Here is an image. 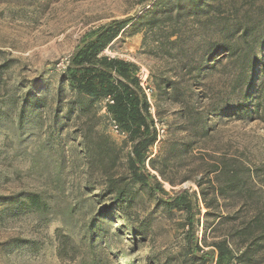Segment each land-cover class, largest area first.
Here are the masks:
<instances>
[{
	"label": "rangeland",
	"instance_id": "rangeland-1",
	"mask_svg": "<svg viewBox=\"0 0 264 264\" xmlns=\"http://www.w3.org/2000/svg\"><path fill=\"white\" fill-rule=\"evenodd\" d=\"M147 1L0 2V264H180L185 212L168 215L135 185L130 213L116 206L86 149V120L76 116L62 83L86 33L144 12ZM206 2L199 17L186 19L181 64L160 49L153 53L154 38L131 29L104 53L134 63L152 86L151 112L160 129L152 157L163 174L149 169L170 195H198L202 214H210L199 217L209 250L255 209L245 196L220 195L222 164L232 172L241 167L255 198L264 201V123L255 115L264 83V0ZM247 27L259 40L256 64L247 71L249 83L236 87L239 68L227 47ZM163 80L188 91L185 105L164 94ZM98 118L96 130L121 147L125 135L111 130L104 108ZM127 152L123 147L124 163ZM116 175L125 176L126 167ZM32 194L42 197L45 212L23 206Z\"/></svg>",
	"mask_w": 264,
	"mask_h": 264
},
{
	"label": "trees",
	"instance_id": "trees-1",
	"mask_svg": "<svg viewBox=\"0 0 264 264\" xmlns=\"http://www.w3.org/2000/svg\"><path fill=\"white\" fill-rule=\"evenodd\" d=\"M6 1L10 0H0ZM206 8H209L206 0H149L144 12L110 20L79 40L62 75V83L69 91V102L76 116L86 120L88 127L83 131L86 149L95 167L107 178V187L114 196L116 206L130 213L132 200L135 199V185L155 197L157 207H162L168 215L175 210L185 212L186 244L183 254L179 256L180 264H264V260H259L260 253L264 251V201L260 196L255 198L252 188L246 183L248 175L245 171L240 167L232 172L229 165L222 164L219 175L223 182L219 193L222 196H245V202L250 201L251 209L255 208L253 214L233 226L227 239L214 242L212 248L206 250L199 236V217L203 214L198 195L189 190L170 195L158 176L149 169L163 174L152 157L159 131L151 112V103L142 86L140 68L132 62L104 53L131 29L132 34L144 32L154 38L156 46L153 53H158L160 49L176 64H181L186 19L189 16L199 17ZM252 30L245 28L244 33L227 47L239 68L236 87L249 83L246 82L247 71L256 64L254 55L259 40L253 38L255 32ZM211 55L212 44L204 57L210 58ZM162 84L165 85L166 90L163 91L166 96L178 104H186L190 94L177 81L163 80ZM256 99L255 115L264 123V83ZM102 108L108 120L115 121L125 135L122 143L128 149L125 163L121 156L123 147L118 146L109 135L96 130ZM90 122H95V126H89ZM174 151L177 153V150ZM121 167H126V175L117 178L116 170ZM201 194H205L203 190ZM23 206L41 213L46 210V203L37 194L27 196ZM209 215L206 213L203 216L208 218ZM238 245L243 248L239 250Z\"/></svg>",
	"mask_w": 264,
	"mask_h": 264
},
{
	"label": "built area",
	"instance_id": "built-area-1",
	"mask_svg": "<svg viewBox=\"0 0 264 264\" xmlns=\"http://www.w3.org/2000/svg\"><path fill=\"white\" fill-rule=\"evenodd\" d=\"M141 81H142V86L145 90V93L148 97L149 102L151 103V106H153V100H152V96H153V88L152 86L149 84L147 77H141ZM156 121V120H155ZM109 126L111 128V130L118 136H124V134H122L118 128V125L116 124L115 121H113L112 119H109ZM158 131H159V136H160V129L159 127L156 125ZM160 139V137L158 138Z\"/></svg>",
	"mask_w": 264,
	"mask_h": 264
}]
</instances>
